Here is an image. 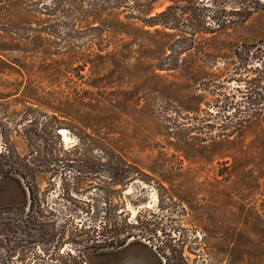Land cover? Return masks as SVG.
<instances>
[{
  "label": "rangeland",
  "instance_id": "rangeland-1",
  "mask_svg": "<svg viewBox=\"0 0 264 264\" xmlns=\"http://www.w3.org/2000/svg\"><path fill=\"white\" fill-rule=\"evenodd\" d=\"M249 1L223 29L209 0L0 1V264H264Z\"/></svg>",
  "mask_w": 264,
  "mask_h": 264
},
{
  "label": "trees",
  "instance_id": "trees-1",
  "mask_svg": "<svg viewBox=\"0 0 264 264\" xmlns=\"http://www.w3.org/2000/svg\"><path fill=\"white\" fill-rule=\"evenodd\" d=\"M0 1H4V0H0ZM150 1L152 2V0ZM197 1L203 2L204 0H197ZM210 1H212L213 5L216 8L215 11H213V13L211 14L212 16L205 14V13H201L198 15L194 14L193 18H195V20H198L201 23H205L206 19L208 18L213 19V22L216 23V25L218 26V29L226 28L230 24L234 23L235 21L232 18L234 14H240L246 17L250 15L251 9L254 8L253 6H251L252 2L249 0H247V2H243L241 0H209V2ZM255 5H259V4L257 3ZM204 10H206V8H204ZM248 53H251V51H249ZM239 55H242V54H239ZM21 177H22V180H24L23 182L24 193L28 195L29 212L31 213V211L32 212L34 211V204L37 198V191L28 182L25 181L24 176H21ZM23 184L21 185L23 186ZM25 208H26V202L21 207V209H25ZM7 225L11 226L10 224H7ZM13 225H15L18 229V226L20 225V223L18 222V220H15ZM125 245H126V238L117 237L115 239H111L108 241L105 240L103 243H100L92 248H94V251L103 250V249L110 250V249H121L125 247Z\"/></svg>",
  "mask_w": 264,
  "mask_h": 264
},
{
  "label": "crops",
  "instance_id": "crops-1",
  "mask_svg": "<svg viewBox=\"0 0 264 264\" xmlns=\"http://www.w3.org/2000/svg\"><path fill=\"white\" fill-rule=\"evenodd\" d=\"M152 251H154V250H152ZM161 261H162V259H161ZM139 262H140V261H139ZM139 262H138V261H135L136 264H138ZM135 263H134V264H135ZM140 263H141V262H140ZM162 263H163V262H162Z\"/></svg>",
  "mask_w": 264,
  "mask_h": 264
}]
</instances>
